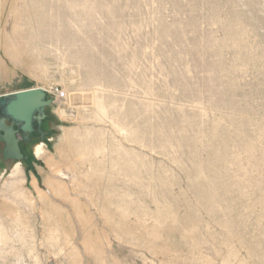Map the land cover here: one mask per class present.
Returning a JSON list of instances; mask_svg holds the SVG:
<instances>
[{"label": "rangeland", "instance_id": "obj_1", "mask_svg": "<svg viewBox=\"0 0 264 264\" xmlns=\"http://www.w3.org/2000/svg\"><path fill=\"white\" fill-rule=\"evenodd\" d=\"M32 87L0 264H264V0H0V95Z\"/></svg>", "mask_w": 264, "mask_h": 264}, {"label": "water", "instance_id": "obj_2", "mask_svg": "<svg viewBox=\"0 0 264 264\" xmlns=\"http://www.w3.org/2000/svg\"><path fill=\"white\" fill-rule=\"evenodd\" d=\"M42 87H32L6 93L0 97V139L5 142V156L21 161V142L31 140L37 133L45 141L47 132L42 128L45 109L52 104Z\"/></svg>", "mask_w": 264, "mask_h": 264}, {"label": "built area", "instance_id": "obj_3", "mask_svg": "<svg viewBox=\"0 0 264 264\" xmlns=\"http://www.w3.org/2000/svg\"><path fill=\"white\" fill-rule=\"evenodd\" d=\"M52 92V94H54L55 96H58V95H60V91L58 90V88H55V89H53V91H51ZM3 95H0V97H2ZM46 146V145H45Z\"/></svg>", "mask_w": 264, "mask_h": 264}, {"label": "flooded vegetation", "instance_id": "obj_4", "mask_svg": "<svg viewBox=\"0 0 264 264\" xmlns=\"http://www.w3.org/2000/svg\"><path fill=\"white\" fill-rule=\"evenodd\" d=\"M44 120H45V119H43V122H44ZM43 122H42V126H43ZM35 135H38V136H39V134L34 133V134H30V138H31V139L34 138ZM21 143L24 144L25 142L23 143V141H22Z\"/></svg>", "mask_w": 264, "mask_h": 264}, {"label": "bare ground", "instance_id": "obj_5", "mask_svg": "<svg viewBox=\"0 0 264 264\" xmlns=\"http://www.w3.org/2000/svg\"><path fill=\"white\" fill-rule=\"evenodd\" d=\"M43 88V87H42Z\"/></svg>", "mask_w": 264, "mask_h": 264}]
</instances>
